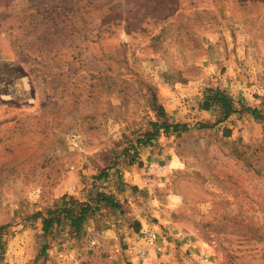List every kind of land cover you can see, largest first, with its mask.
<instances>
[{
	"label": "rangeland",
	"instance_id": "obj_1",
	"mask_svg": "<svg viewBox=\"0 0 264 264\" xmlns=\"http://www.w3.org/2000/svg\"><path fill=\"white\" fill-rule=\"evenodd\" d=\"M98 189L79 232L34 217ZM0 225V264H264V0H0Z\"/></svg>",
	"mask_w": 264,
	"mask_h": 264
},
{
	"label": "trees",
	"instance_id": "obj_2",
	"mask_svg": "<svg viewBox=\"0 0 264 264\" xmlns=\"http://www.w3.org/2000/svg\"><path fill=\"white\" fill-rule=\"evenodd\" d=\"M213 105H217L222 110V116L219 121L227 119L235 110V101L231 95H229L224 89L218 86H210L206 89L204 97L202 100V106L204 108H210ZM161 112L164 113V108L160 107ZM252 114L255 117H260V113L256 108L250 107ZM151 128L147 129L145 132L141 133L137 137V146L134 148L135 153L129 159V163L135 162V156L138 153L139 144H151L161 133V131H179L187 130L188 125L185 123H170L166 119L163 121H151ZM125 155L130 154V149H123ZM101 173L98 178L106 177L107 175ZM97 178V177H96ZM108 205L114 208H119L120 203L114 198L112 193L98 189L96 194L91 193V199L82 200L75 196L63 197V203L49 209L46 212L38 211L35 213L34 217H43L42 228L45 233H50L55 226H60L62 224H67L71 227L72 232H79L83 229L84 224L91 214H94L102 206ZM5 225H0V230L4 228ZM4 241L2 238V233L0 232V251H4L3 247ZM46 250V245L43 246Z\"/></svg>",
	"mask_w": 264,
	"mask_h": 264
},
{
	"label": "built area",
	"instance_id": "obj_3",
	"mask_svg": "<svg viewBox=\"0 0 264 264\" xmlns=\"http://www.w3.org/2000/svg\"><path fill=\"white\" fill-rule=\"evenodd\" d=\"M143 236L146 239L148 245H145L140 249L141 255H145L148 252L149 244L153 243L158 238L156 230L152 228L144 230ZM208 257L209 256L205 254V259H208Z\"/></svg>",
	"mask_w": 264,
	"mask_h": 264
}]
</instances>
